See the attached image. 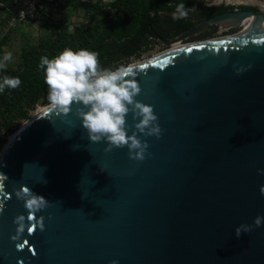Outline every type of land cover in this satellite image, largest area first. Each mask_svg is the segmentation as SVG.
<instances>
[{
	"label": "water",
	"instance_id": "95a60500",
	"mask_svg": "<svg viewBox=\"0 0 264 264\" xmlns=\"http://www.w3.org/2000/svg\"><path fill=\"white\" fill-rule=\"evenodd\" d=\"M246 15L263 13L205 24ZM247 32L135 64V99L153 106L163 130L137 133L149 144L143 160L90 141L76 104L29 117L0 152V264H264V224L234 231L264 216V28ZM21 186L50 202L31 221ZM18 214L26 227L13 241Z\"/></svg>",
	"mask_w": 264,
	"mask_h": 264
},
{
	"label": "clouds",
	"instance_id": "9594fccd",
	"mask_svg": "<svg viewBox=\"0 0 264 264\" xmlns=\"http://www.w3.org/2000/svg\"><path fill=\"white\" fill-rule=\"evenodd\" d=\"M194 6H186L181 0L176 4L172 14L174 20L186 18ZM13 59L11 51H4L0 55V72L8 67V62ZM38 67L44 73V82L48 86V108L60 114H67L71 105L76 104V114L80 118L81 126L86 129L90 141H105V151L113 147L127 146L129 157L143 160L148 152V141L143 136H155L159 138L162 128L153 106L135 99L141 89L135 79V65L106 68L100 64L99 53L89 48L73 49L64 48L59 54L49 57H40ZM238 72L243 69H237ZM22 83L19 76L3 75L0 77V93L6 89L18 88ZM131 113L133 125H128L127 117ZM129 127L133 131L129 134ZM103 171V170H101ZM264 173V169H257ZM3 175V174H0ZM260 192L264 195V185L260 186ZM15 196L23 200V206L28 210L27 220L31 221L36 213L43 210L50 202L45 196L21 186L15 190ZM0 204V211H3ZM44 217H39L38 226L44 228ZM26 217L18 214L13 217L16 225L15 234L11 239H20L25 231ZM264 224V216L257 215L252 224L242 223L235 228V235L250 232L254 227ZM32 226L27 227L31 232ZM23 247V245H19ZM109 264H119L117 259L109 261Z\"/></svg>",
	"mask_w": 264,
	"mask_h": 264
},
{
	"label": "trees",
	"instance_id": "16d2710c",
	"mask_svg": "<svg viewBox=\"0 0 264 264\" xmlns=\"http://www.w3.org/2000/svg\"><path fill=\"white\" fill-rule=\"evenodd\" d=\"M181 0H64L58 7V13L84 9L93 20L91 24H69L54 19H41V25L48 27L49 36L37 44L23 47L22 64L18 67L8 66L3 75L19 76L21 85L15 89H6L0 93V127L9 129L19 120H27L30 112L37 105L45 106L48 101V86L44 82V73L38 67L40 57L50 58L59 54L64 48H89L99 53L103 67L116 68L138 57L150 40L162 42L169 30L164 29V15L169 21L178 25L173 32L175 36L191 26L183 19L174 20L170 12L175 11ZM188 6L193 0H183ZM16 0H0L3 17L0 18V48L6 42L7 35L15 29L4 32L3 26L12 15ZM30 23H33L30 22ZM29 24V23H28Z\"/></svg>",
	"mask_w": 264,
	"mask_h": 264
},
{
	"label": "rangeland",
	"instance_id": "374dc122",
	"mask_svg": "<svg viewBox=\"0 0 264 264\" xmlns=\"http://www.w3.org/2000/svg\"><path fill=\"white\" fill-rule=\"evenodd\" d=\"M204 1L207 0H194V4L198 5L199 3ZM233 1L244 2L248 4L252 3L254 5H259V6H260L259 4L260 2H264V0H233ZM261 9L262 11L264 10L263 7H261ZM3 15H4L3 10L0 9V18H2ZM52 18L56 21H60L61 23L65 22L69 24L70 27L79 23H85V24L93 23V20L87 15L84 9H79L77 11L66 10L63 11L62 15L59 13L53 14ZM28 23H24L23 25H20L21 28L15 29L12 33L8 34L6 42L0 48V55H2L4 51H11L13 53V59L8 62V66L11 67L21 66L22 64L21 51L23 47L30 44H37L40 39L49 36L47 29L48 27L42 26L40 22H34V23L28 22ZM241 27H242L241 29H243L242 25ZM170 47L171 45H166L162 42L150 40V42L142 50V52L138 57L130 59L129 63L123 66H127L129 64L148 59L160 52L165 51L166 49H169ZM39 107H44V106L37 105L36 108L30 112V117L36 113V110ZM25 121L26 120H19L16 123H14L9 129L0 127V152L2 151L4 145L6 144L8 139L12 136V134H14V132L17 131V129Z\"/></svg>",
	"mask_w": 264,
	"mask_h": 264
},
{
	"label": "flooded vegetation",
	"instance_id": "af4514ba",
	"mask_svg": "<svg viewBox=\"0 0 264 264\" xmlns=\"http://www.w3.org/2000/svg\"><path fill=\"white\" fill-rule=\"evenodd\" d=\"M189 7L194 6L193 11L189 12V15L182 21L184 23H191V26L184 30L183 32L173 35L174 30L177 27V23L169 21L168 15L165 14L164 18V29L169 30L167 38H163L166 41L175 39L176 37L181 38L179 43H193L198 41H205L208 39L220 38L229 35H233L238 31H242L241 25L236 22V18H225L220 21L211 22L205 24L207 21L212 20L222 14L230 13L234 11H252L254 13L261 12L264 15V10L262 11L259 5L248 4L244 2H235L233 0H207L199 3L198 5L194 4V0ZM173 12H170L172 17ZM163 43V42H162Z\"/></svg>",
	"mask_w": 264,
	"mask_h": 264
},
{
	"label": "built area",
	"instance_id": "2783aa9c",
	"mask_svg": "<svg viewBox=\"0 0 264 264\" xmlns=\"http://www.w3.org/2000/svg\"><path fill=\"white\" fill-rule=\"evenodd\" d=\"M64 0H16L12 15L7 18L3 30L7 32L28 22H40L51 19L58 13V7ZM53 19V18H52Z\"/></svg>",
	"mask_w": 264,
	"mask_h": 264
},
{
	"label": "bare ground",
	"instance_id": "6f19581e",
	"mask_svg": "<svg viewBox=\"0 0 264 264\" xmlns=\"http://www.w3.org/2000/svg\"><path fill=\"white\" fill-rule=\"evenodd\" d=\"M259 4H260L261 7L264 8V2H260ZM236 22L244 27V29L242 30V33H240L238 35V36H242L244 34H247L248 33L247 31H256L259 28H264V15L262 17L246 15V16H243L242 18L237 19ZM182 46H183L182 43H179V42L173 43L169 49H166L165 51L160 52L157 55H160L162 53H165L167 51H170L172 49L179 48V47H182ZM148 59H145V60H142V61H138V62H135V63H132V64L135 65L137 63L144 62V61H146ZM150 59H151V57H150ZM41 108H45V107H39L36 110V113H38Z\"/></svg>",
	"mask_w": 264,
	"mask_h": 264
}]
</instances>
